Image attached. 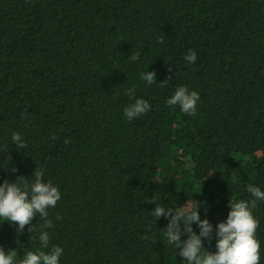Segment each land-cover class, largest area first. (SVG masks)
Here are the masks:
<instances>
[{
    "label": "trees",
    "instance_id": "16d2710c",
    "mask_svg": "<svg viewBox=\"0 0 264 264\" xmlns=\"http://www.w3.org/2000/svg\"><path fill=\"white\" fill-rule=\"evenodd\" d=\"M133 86L152 107L129 121ZM180 86L199 93L196 115L166 103ZM37 166L61 191L46 249H64L60 264H187L154 195L199 201L215 252L231 197L264 190V0H0V184L31 183ZM254 214L264 264V201ZM32 223L20 234L0 220V246L39 248L43 220Z\"/></svg>",
    "mask_w": 264,
    "mask_h": 264
},
{
    "label": "clouds",
    "instance_id": "9594fccd",
    "mask_svg": "<svg viewBox=\"0 0 264 264\" xmlns=\"http://www.w3.org/2000/svg\"><path fill=\"white\" fill-rule=\"evenodd\" d=\"M159 42H163V37ZM129 59L138 61L140 53H132ZM196 59V51L189 49L185 60L188 63H195ZM140 78L147 85L157 82L155 71H146ZM166 84L167 81L160 82L162 87ZM125 94L134 101L123 110L124 116L129 121L151 110L152 105L147 100L135 96V86L126 89ZM199 99L200 95L197 91H190L187 86H180L166 100V103L169 106L178 105L181 112L194 116ZM11 140L16 143L18 149L27 147L18 132L12 134ZM68 143L70 140L66 139L65 144ZM44 175V170L37 166L31 176L34 177L31 183L27 180V176H19L14 181L5 179L0 184V220L18 226L16 230L20 234L26 226H30L28 227L30 232L37 231L34 228L35 224L32 223L37 216L39 220H43L39 226L40 247L26 251L22 257L18 258L16 248L5 250L3 246H0V264H60L64 249L60 246H54L48 251L46 249H49L50 242L48 229L54 227L53 221L49 219V209L57 205L61 199V191L51 180L45 182ZM247 191L253 199L236 200L232 196L229 201L230 211L227 219L215 226L217 238L215 252L209 251L204 246L205 238L212 239L214 226L209 219H201L199 201L193 202L190 198L182 206L166 208L157 203L154 195L146 200V203L156 204L151 211L156 222L161 217L169 218L162 235L166 237L169 244L178 249V255L183 257L187 264H260L261 242L256 235L260 221L255 216L254 209L258 201H264V190L249 184ZM193 224L200 229L199 233L193 229ZM185 233L188 234L187 239H182ZM32 238L33 236L30 239Z\"/></svg>",
    "mask_w": 264,
    "mask_h": 264
}]
</instances>
